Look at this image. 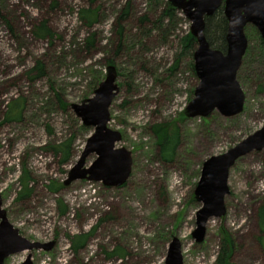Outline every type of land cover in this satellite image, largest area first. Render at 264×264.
<instances>
[{
    "label": "rangeland",
    "instance_id": "obj_1",
    "mask_svg": "<svg viewBox=\"0 0 264 264\" xmlns=\"http://www.w3.org/2000/svg\"><path fill=\"white\" fill-rule=\"evenodd\" d=\"M167 3L0 0L2 207L20 235L54 242L49 251L11 254L5 264H19L28 254L32 264H164L173 237L180 240L183 264H216L223 232L231 241L226 264H264V240H258L264 234L257 216L264 204L263 150H253L235 162L229 170L225 214L208 221L201 242L191 236L201 206L194 190L203 161L264 125V43L254 26L245 27L247 48L236 77L244 93L241 112L229 117L217 110L206 116H183L198 84L191 68L195 49L183 51L180 44L190 33V21L182 12H176L175 25L166 20L159 26ZM127 5L129 12L119 22ZM89 6L98 8V21L91 27L78 16ZM144 16L147 20L141 22ZM43 19L54 34L51 39L33 34ZM91 35L94 44L87 47ZM177 58L178 66L171 70ZM37 61L44 64L42 76L29 74ZM108 65L115 67L118 85L108 127L121 133L116 146L132 153L131 174L121 187L87 180L64 185L93 132L71 104L93 96ZM14 100L22 102L21 118L5 122ZM164 124L179 132L170 162L162 158L153 130ZM67 140H72V154L62 164L50 146ZM95 158L90 154L86 166ZM25 171L30 193L19 198ZM52 182L61 184L57 192L49 189ZM83 233L89 234L85 245L73 252L68 236ZM114 250L124 256H111Z\"/></svg>",
    "mask_w": 264,
    "mask_h": 264
},
{
    "label": "water",
    "instance_id": "obj_2",
    "mask_svg": "<svg viewBox=\"0 0 264 264\" xmlns=\"http://www.w3.org/2000/svg\"><path fill=\"white\" fill-rule=\"evenodd\" d=\"M168 3L190 21L189 31L195 39L193 69L198 84L184 115L206 116L213 110L228 117L238 114L244 105V93L236 77L247 48L245 27L254 26L264 42V0H168ZM218 8H222L227 21L224 51L212 48L204 32L205 18L212 16ZM116 76L115 67L108 65L105 78L93 91V96L71 104L82 124L93 127V132L78 160L67 172L64 185L87 180L101 182L105 187H121L131 174L132 153L125 147L116 146L121 141V133L108 127L109 108L118 91ZM253 150L264 151V125L225 152L203 161L194 190V198L201 203L191 233L197 243L204 239L208 221L225 214L230 168ZM90 154H95L96 158L86 166ZM53 245V241L40 243L20 235L8 221L0 195V264H5L4 260L11 254L32 249L49 251ZM19 264H32L30 254ZM164 264H183L178 237L170 241Z\"/></svg>",
    "mask_w": 264,
    "mask_h": 264
},
{
    "label": "trees",
    "instance_id": "obj_3",
    "mask_svg": "<svg viewBox=\"0 0 264 264\" xmlns=\"http://www.w3.org/2000/svg\"><path fill=\"white\" fill-rule=\"evenodd\" d=\"M56 5V1L52 3V6ZM128 5L123 9L122 14L119 16V22L123 20L127 16L128 11ZM98 8L96 7H91L89 6L86 9H81L79 11V19L80 21L86 25L87 27H91L98 21V16H97ZM176 10L172 8L169 3L165 5V8L162 10V15L159 18L158 24L159 26L163 27L165 21L167 20L171 26L176 24ZM147 20V17H141L140 21L143 22ZM226 27H227V21L226 18L223 15L222 8H218L215 13L212 16L206 17L205 18V36L206 39L209 43V45L212 48L219 49L224 51L226 48V42H225V34H226ZM167 29V28H166ZM165 29V30H166ZM122 31V25L120 23V29H119V34H121ZM33 34L36 37L39 38H48L51 39V37L54 35L53 32L51 31L50 27L47 24V19H43L40 22L37 23V25L34 27ZM169 34V32H167ZM262 43L263 40L261 41ZM94 44V38L91 35L90 37L87 38L86 40V46L90 47L93 46ZM180 44L183 48V51H191L195 49V39L194 37L191 36L190 33L186 34L180 39ZM121 47V44H119V48ZM118 48V49H119ZM119 51V50H118ZM111 60H108L107 63H111ZM179 63V58L176 59L174 62L171 70H175L178 66ZM192 71L193 67L191 66ZM32 72H36L37 76H42L44 72V64L40 61H37L34 66L31 68L29 74ZM34 75L33 77L30 76L31 78H35ZM22 114V102L19 100H14L10 105L8 106V109L5 113L3 121L5 122H11L14 120H20ZM184 116V112L182 113ZM156 138H157V143L160 146L161 149V154L162 158L166 161H172L174 154H175V148L176 145L178 144L179 140V132L178 128L174 126L171 130L167 125H159L155 126L153 128ZM72 140H67L64 143H60L57 145H52L50 146V149L54 152L55 155L60 156V161L62 164H66L67 161L71 158L72 154V148H71V143ZM27 172L25 171L22 178V188L19 192V198H24L29 195L30 193V188H29V177L26 174ZM61 188V184H56V183H51L49 185V189L51 191L57 192L58 189ZM62 206V212L65 213L66 206L61 203ZM257 216L259 217V225L261 227V234H264V204L258 209V214ZM89 236L88 233H83V234H76L74 236H68L70 240V247L73 252H77L80 248H82L85 245L86 239ZM264 236V235H263ZM258 240L260 242H263L264 237H258ZM230 251H231V241L229 238V235L225 232L222 233V241H221V247L220 251L218 254V258L216 260V264H226L227 259L230 256ZM111 256H120L123 257L124 254L121 252V250H114V252L111 253Z\"/></svg>",
    "mask_w": 264,
    "mask_h": 264
}]
</instances>
